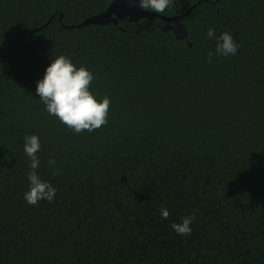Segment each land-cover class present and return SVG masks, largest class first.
<instances>
[{"label":"trees","instance_id":"trees-1","mask_svg":"<svg viewBox=\"0 0 264 264\" xmlns=\"http://www.w3.org/2000/svg\"><path fill=\"white\" fill-rule=\"evenodd\" d=\"M114 1L0 0V264H264V0H177L156 14L181 15L183 39L159 16L72 28ZM61 55L110 98L100 129L74 134L39 99ZM30 135L57 190L36 206Z\"/></svg>","mask_w":264,"mask_h":264},{"label":"clouds","instance_id":"clouds-1","mask_svg":"<svg viewBox=\"0 0 264 264\" xmlns=\"http://www.w3.org/2000/svg\"><path fill=\"white\" fill-rule=\"evenodd\" d=\"M177 0H139L138 6L147 12L162 14L166 9L175 6ZM208 39H216L215 54L218 56L236 55L240 45L229 32L222 33L218 38L215 30L207 31ZM211 62L213 52L207 53ZM94 81V75L85 67L77 68L72 60L61 55L51 61L47 67L44 78L36 85V93L46 106L49 115L57 117L74 134L83 131L91 133L107 124V116L110 108V98L104 96L100 102L91 93L90 85ZM24 152L30 160V171L27 174L29 190L24 194V200L31 206H36L40 201L51 203L56 196V189L49 182L41 179L37 169L40 166V158L37 153L41 149L39 137L30 135L24 137ZM49 167L54 169L53 175H59L60 169L56 168V161L50 159ZM163 219H168L170 212L161 208ZM195 219V213L182 218L180 223H172V229L178 235H190V225Z\"/></svg>","mask_w":264,"mask_h":264},{"label":"water","instance_id":"water-1","mask_svg":"<svg viewBox=\"0 0 264 264\" xmlns=\"http://www.w3.org/2000/svg\"><path fill=\"white\" fill-rule=\"evenodd\" d=\"M218 0L215 1L217 3ZM201 2L193 5L191 8L185 10L183 15L188 14L193 8L199 5ZM139 0H115L110 4L108 9L98 15L89 17L81 23L72 26V28H81L87 25H105L108 23H117L118 20L128 19L130 21L138 22L141 18L149 20L148 26L151 24V20L154 16H159L163 21L167 23L165 29H170L174 32L178 39L186 38V32L183 26L179 23L180 16L164 17L157 15L156 13L147 12L142 10L139 6Z\"/></svg>","mask_w":264,"mask_h":264},{"label":"flooded vegetation","instance_id":"flooded-vegetation-1","mask_svg":"<svg viewBox=\"0 0 264 264\" xmlns=\"http://www.w3.org/2000/svg\"><path fill=\"white\" fill-rule=\"evenodd\" d=\"M145 19V20H144ZM152 21V20H151ZM140 22V23H139ZM140 27H147L148 26V19H146V18H141V19H139L138 20V22H136ZM165 28L167 27V26H164Z\"/></svg>","mask_w":264,"mask_h":264}]
</instances>
